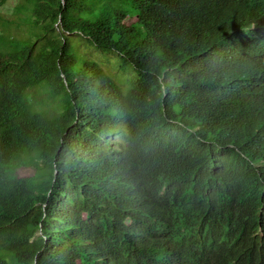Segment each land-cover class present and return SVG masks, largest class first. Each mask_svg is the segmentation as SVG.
<instances>
[{
    "label": "trees",
    "instance_id": "trees-1",
    "mask_svg": "<svg viewBox=\"0 0 264 264\" xmlns=\"http://www.w3.org/2000/svg\"><path fill=\"white\" fill-rule=\"evenodd\" d=\"M17 10L0 15V264H264V0Z\"/></svg>",
    "mask_w": 264,
    "mask_h": 264
},
{
    "label": "rangeland",
    "instance_id": "rangeland-1",
    "mask_svg": "<svg viewBox=\"0 0 264 264\" xmlns=\"http://www.w3.org/2000/svg\"><path fill=\"white\" fill-rule=\"evenodd\" d=\"M20 0H7L6 4L4 6H0V15L4 17L9 21L15 20L14 18L21 16L17 10V7L19 5ZM11 29H13V32L17 33L16 31H20L22 29V25L19 23V21L15 22ZM17 174L20 177H27L31 176L33 174V169L31 168H19L17 170Z\"/></svg>",
    "mask_w": 264,
    "mask_h": 264
},
{
    "label": "clouds",
    "instance_id": "clouds-1",
    "mask_svg": "<svg viewBox=\"0 0 264 264\" xmlns=\"http://www.w3.org/2000/svg\"><path fill=\"white\" fill-rule=\"evenodd\" d=\"M252 26H253V25H252ZM252 26H251V27H252ZM263 46H264V45H263ZM262 50H263V51H262L263 55H262L261 58H260V56H259V60L261 59V65H262V68L264 69V66H263V65H264V47L262 48Z\"/></svg>",
    "mask_w": 264,
    "mask_h": 264
}]
</instances>
